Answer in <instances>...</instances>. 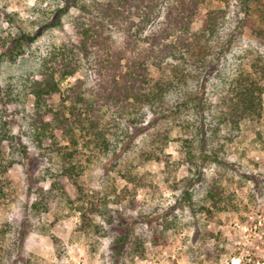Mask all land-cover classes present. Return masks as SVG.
<instances>
[{"label": "rangeland", "instance_id": "1", "mask_svg": "<svg viewBox=\"0 0 264 264\" xmlns=\"http://www.w3.org/2000/svg\"><path fill=\"white\" fill-rule=\"evenodd\" d=\"M74 4L75 0H0V114L10 121L12 132L23 144L6 142L4 148L13 166L7 173L8 199L0 203V226L11 230L1 240L0 264H264V112L259 120L242 121L240 129L229 135L232 140L219 154L224 166L210 160L202 162L201 157V149L210 154L212 144H216H211L216 125L208 102L216 107L240 70L252 71L253 58L264 63V18L260 15L264 0H252L248 7L244 0L202 1L194 29L203 26L209 10L226 13L218 37L205 43L209 45L203 52L212 50L208 59H214V69L193 63L188 56L170 57L164 64L168 70L178 66L189 73L184 87L173 89L165 96L166 101L175 104L186 92L199 93L207 102L204 109L190 104L167 117L147 109L146 129L140 133L133 124L134 115L111 112L106 118L108 149L87 147L81 141V181L91 199L100 204L99 212L92 213L97 230L89 233L79 230L81 213L76 205L57 193L54 200L49 198L51 175L57 172L59 159L50 153L48 143L42 148L35 145L33 126L29 125L35 108L30 82L42 59L51 47L77 40L73 21L79 9ZM61 8L68 11L61 13ZM56 14H60V24L51 26ZM106 28L113 43L125 46L128 38L121 27ZM25 33L38 37L26 43L16 58L4 59L9 42ZM139 44L140 49L148 47L144 39ZM221 48L226 51L216 61ZM90 59L61 84V93L53 96L56 103L77 78L85 80L87 87L95 85L97 62L94 55ZM161 75L157 68H151L154 79ZM220 132L222 137L227 129L222 126ZM202 137L207 139L205 147L200 144ZM187 138L195 140L197 167L186 161ZM57 140L67 143L60 134ZM23 147L31 161L23 155ZM219 173L234 199L228 210L212 218L200 207L205 203L208 183ZM196 175L199 178L190 186L193 201L189 202L183 179ZM60 180L75 199L74 185L63 177ZM37 201L40 207L35 210L33 203ZM23 221L29 225L21 240ZM124 228L143 238V257L136 256L130 247L115 261L116 239Z\"/></svg>", "mask_w": 264, "mask_h": 264}, {"label": "trees", "instance_id": "2", "mask_svg": "<svg viewBox=\"0 0 264 264\" xmlns=\"http://www.w3.org/2000/svg\"><path fill=\"white\" fill-rule=\"evenodd\" d=\"M166 1L168 0H75L74 5L79 9V14L73 21L77 40L51 47L30 82V91L35 98L34 113L29 121V125L33 126L31 139L38 148L47 147L45 144L48 143L50 153L55 154L60 163L57 172L51 175L53 182L47 193L52 200L58 194L60 198L65 197L69 203L76 205L81 213L80 231L89 233L90 230L96 229L92 213L99 212L100 204L91 199L92 196L86 192L81 181L84 166L78 160L79 148L81 141H84L83 145L87 147L108 149L109 122L106 118L109 113L134 115L133 124L137 132H141L146 129L143 125L147 119V109L157 116L159 114L167 117L181 112L190 104L201 109L207 105L199 93L188 92L175 104H169L165 96L173 89L181 90L189 73L178 66H172L168 70L164 64L170 57L183 59L188 56L193 63L200 62L212 71L215 66L211 63H214V59H208L212 50L203 55L209 45L205 43L218 37L217 31L226 13L220 9L209 10L205 14L203 26L196 30L193 24L198 17L202 1L206 0H174L168 4ZM244 1L248 7L252 0ZM257 3L260 5L261 1ZM66 11L68 8H61V13ZM60 14H56L52 19L51 26L60 24ZM260 15L263 19L264 13L261 10ZM108 25L122 28L123 34L128 38L127 42H124L125 46L119 47L117 43H113L115 41L112 35L106 33ZM148 29L151 30L149 33ZM145 33L148 34L143 38ZM37 37L38 34L25 33L12 39L3 52L4 59L16 58L24 50V45ZM141 39H144L148 47L139 48ZM220 50L215 55L219 56L216 61L220 60V53L226 51L225 48ZM92 55L97 62L94 71L97 75L95 85L87 87L85 80L77 78L74 84L62 92L60 101L56 103L53 96L61 93V84L68 77L76 75L86 59L92 60ZM252 60V71L241 69L238 76L220 95L216 107L212 102H208L216 125L212 128V140L215 138L211 140V144H216H212L210 154H206L205 148L201 149L202 162L210 160L219 167L224 166L225 162L219 154L220 150L228 145L229 135L240 129L242 121L259 120L263 116L264 63L260 58ZM152 67L162 73L159 79L151 76ZM222 126L227 132L221 137ZM12 131L10 121L0 114V203L8 199L10 183L7 173L13 166V161L10 162L5 155V143L23 146L18 135ZM203 133L200 135H204ZM59 134L67 143L57 140ZM201 140V145L207 144L205 137ZM184 148L186 161L197 167L195 140L187 138ZM23 149V155L31 161L29 153L24 147ZM155 153L154 151L149 156L154 157ZM61 177L76 188L75 199H72L64 188ZM198 178L199 175L183 179L186 185L184 193L189 202L193 201V188L190 186L194 185ZM223 179V175L219 173L208 183L205 203L200 207L212 218L217 212L228 210L233 204L234 198L222 184ZM39 205L38 201L34 202V209H39ZM28 225V222L23 221L20 226L21 240L27 233ZM10 230L11 228L5 225L0 226V251L1 240ZM119 234L116 239L118 247L115 250V261L130 247L134 249L136 256L143 257V238H139L135 233L131 234V231L125 228L121 229Z\"/></svg>", "mask_w": 264, "mask_h": 264}]
</instances>
